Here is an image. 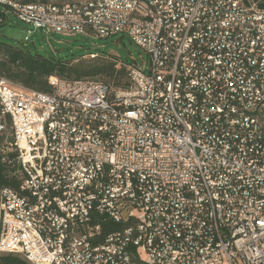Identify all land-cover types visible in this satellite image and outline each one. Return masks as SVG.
<instances>
[{"label": "built area", "instance_id": "1", "mask_svg": "<svg viewBox=\"0 0 264 264\" xmlns=\"http://www.w3.org/2000/svg\"><path fill=\"white\" fill-rule=\"evenodd\" d=\"M0 2L36 30L127 35L149 56L129 90L0 76L1 155L22 179L0 193V255L264 264V0Z\"/></svg>", "mask_w": 264, "mask_h": 264}, {"label": "trees", "instance_id": "2", "mask_svg": "<svg viewBox=\"0 0 264 264\" xmlns=\"http://www.w3.org/2000/svg\"><path fill=\"white\" fill-rule=\"evenodd\" d=\"M12 1V0H6ZM75 0H65L62 3L68 4ZM13 2V1H12ZM15 2V1H14ZM17 3V2H16ZM22 4H52L48 0H24ZM264 8V5H261ZM13 9L0 2V28L6 25L7 13ZM14 13V11H13ZM94 56L95 54H91ZM77 60L75 63L74 61ZM136 66L118 63L114 60H61L54 57H45L31 50L14 46L0 41V76L7 78L14 84L23 86L27 89L49 94L52 92L49 80L52 77L59 78L68 82L87 81L100 82L108 85L113 91L129 90L132 87L130 80L131 69ZM5 122L0 119V123ZM10 128V121H6ZM6 135L0 132V193L4 188L19 190L22 179L19 173L18 154L8 153L6 162L1 155L5 148ZM10 140V139H9ZM122 227L110 223L104 227L105 232L117 231ZM0 264H29L21 255L3 254L0 255Z\"/></svg>", "mask_w": 264, "mask_h": 264}, {"label": "rangeland", "instance_id": "3", "mask_svg": "<svg viewBox=\"0 0 264 264\" xmlns=\"http://www.w3.org/2000/svg\"><path fill=\"white\" fill-rule=\"evenodd\" d=\"M21 3L24 0H12ZM40 1V0H36ZM65 0H48L58 4ZM6 25L0 28V41L21 46L45 57L61 60H114L122 64L129 63L141 70H147L149 56L134 44L127 35H118L108 39H98L91 34L64 36L47 33L19 21L13 11H6ZM28 38V40H26ZM91 54H95L92 56ZM75 63L77 60L74 61Z\"/></svg>", "mask_w": 264, "mask_h": 264}]
</instances>
